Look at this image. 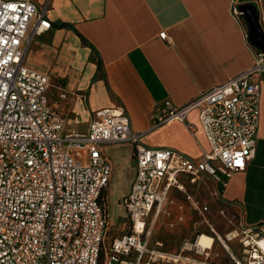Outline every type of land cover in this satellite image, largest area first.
Masks as SVG:
<instances>
[{
  "label": "built area",
  "instance_id": "2783aa9c",
  "mask_svg": "<svg viewBox=\"0 0 264 264\" xmlns=\"http://www.w3.org/2000/svg\"><path fill=\"white\" fill-rule=\"evenodd\" d=\"M232 13L240 21L239 6ZM50 25L30 0H0V264H217L211 257L215 242L231 264H264V225L230 232L225 243L211 226L174 252L159 241L150 246L147 229L170 188L186 193L180 176L191 182L207 176L224 186L245 169L255 152L264 49H253V65L225 83L183 105L165 99L155 107L153 128L178 120L192 131L187 118L198 111L208 149L192 158L146 146L121 106L96 110L86 132H66L64 117L48 103L49 76L24 63L29 32ZM159 36L165 39L166 32ZM244 36L248 40L250 32ZM120 143L133 145L135 160L134 179L121 199L129 230L106 243L108 214L101 200L111 165L103 145ZM186 197L199 212L207 210ZM203 234L212 238L209 245L199 243ZM236 239L239 249H230L226 241Z\"/></svg>",
  "mask_w": 264,
  "mask_h": 264
},
{
  "label": "crops",
  "instance_id": "0c3cea01",
  "mask_svg": "<svg viewBox=\"0 0 264 264\" xmlns=\"http://www.w3.org/2000/svg\"><path fill=\"white\" fill-rule=\"evenodd\" d=\"M30 1L51 25L39 34L29 32L24 63L49 76L48 103L64 117L66 132H86L96 110L121 106L131 130L143 133L146 146L173 149L192 158L208 149L198 111L187 118L192 131L178 120L153 128L155 107L165 99L183 105L236 77L253 65V49L260 48L255 43L264 45V0ZM234 4L246 5L247 14L240 21L232 13ZM248 16L261 32L246 40ZM163 31L165 39L159 36ZM257 80L254 155L224 186L215 182L219 198L239 213L242 227L264 225V78ZM103 153L111 165L109 183L125 175L122 199L134 179L133 145L105 144ZM180 180L190 191L189 177L182 175ZM109 183L102 195L107 214ZM176 193L181 192L169 189L163 207L174 201Z\"/></svg>",
  "mask_w": 264,
  "mask_h": 264
},
{
  "label": "rangeland",
  "instance_id": "374dc122",
  "mask_svg": "<svg viewBox=\"0 0 264 264\" xmlns=\"http://www.w3.org/2000/svg\"><path fill=\"white\" fill-rule=\"evenodd\" d=\"M125 182V175L120 174L109 183L107 193L109 231L106 243L111 237L127 233L129 230L128 217L118 201L121 200L120 193L124 189ZM189 183L192 184L190 191L184 185L187 194L192 196L198 206H205L207 210L202 213L196 210L187 199L185 192L175 188L184 196L176 193L173 197L174 201L167 203L156 219L150 218L147 226L150 231V246H154L155 241H159L164 250L174 252L185 239H193L198 232H207L211 226L222 237L230 232L239 231L242 227L239 213L221 201L215 188L216 184L211 178L204 176ZM181 202L185 204L184 209L180 206ZM179 215H182L181 219ZM226 242L230 249H239L237 239ZM211 257L217 264H230L227 250L220 242H215Z\"/></svg>",
  "mask_w": 264,
  "mask_h": 264
},
{
  "label": "water",
  "instance_id": "95a60500",
  "mask_svg": "<svg viewBox=\"0 0 264 264\" xmlns=\"http://www.w3.org/2000/svg\"><path fill=\"white\" fill-rule=\"evenodd\" d=\"M239 10L244 14H247V8L246 5H240L239 6ZM248 23H249V28H250V37L252 39V36H256V34H258V32H261V28L255 23L254 19L250 16H248ZM256 46L263 48L264 45H261L260 43H255Z\"/></svg>",
  "mask_w": 264,
  "mask_h": 264
},
{
  "label": "bare ground",
  "instance_id": "6f19581e",
  "mask_svg": "<svg viewBox=\"0 0 264 264\" xmlns=\"http://www.w3.org/2000/svg\"><path fill=\"white\" fill-rule=\"evenodd\" d=\"M221 239L223 240L224 238L222 236H220ZM212 241V238L210 236H207L205 234H203L200 239H199V243L202 245H209ZM223 242L225 243V241L223 240Z\"/></svg>",
  "mask_w": 264,
  "mask_h": 264
},
{
  "label": "trees",
  "instance_id": "16d2710c",
  "mask_svg": "<svg viewBox=\"0 0 264 264\" xmlns=\"http://www.w3.org/2000/svg\"><path fill=\"white\" fill-rule=\"evenodd\" d=\"M66 25H67L66 23H61V26H66ZM98 67L100 68V63H98ZM221 188H222V186L220 185V186H219V189H221ZM101 201H102V200H101ZM103 201H104V200H103ZM103 201H102V202H103Z\"/></svg>",
  "mask_w": 264,
  "mask_h": 264
},
{
  "label": "snow or ice",
  "instance_id": "6c2138e0",
  "mask_svg": "<svg viewBox=\"0 0 264 264\" xmlns=\"http://www.w3.org/2000/svg\"><path fill=\"white\" fill-rule=\"evenodd\" d=\"M237 163H239V161Z\"/></svg>",
  "mask_w": 264,
  "mask_h": 264
}]
</instances>
